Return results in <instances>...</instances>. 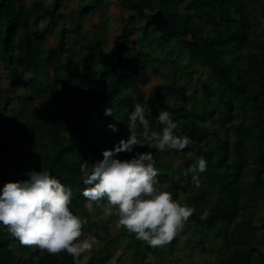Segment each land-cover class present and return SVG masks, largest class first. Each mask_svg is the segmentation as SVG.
I'll list each match as a JSON object with an SVG mask.
<instances>
[{
	"label": "trees",
	"instance_id": "16d2710c",
	"mask_svg": "<svg viewBox=\"0 0 264 264\" xmlns=\"http://www.w3.org/2000/svg\"><path fill=\"white\" fill-rule=\"evenodd\" d=\"M103 1L109 0H78L75 15L64 21L68 0H0V64L15 75L7 78L6 88L18 97L7 130L0 132V185L26 179L29 169L49 170L71 189L69 207L86 220L83 234L90 224L80 165L86 161L90 169L101 158L89 128L107 117L119 126V141L133 133L145 139L142 126L128 119L134 105L145 107L149 128L156 132L162 126L155 116L167 110L177 124L174 132L190 143L170 149L181 158L156 179H165L160 189L179 202L184 195L181 203L193 208L187 219L193 248L205 250L212 234L220 239L214 264H264V212H259L264 203V0H117L126 12L120 41L101 47L83 30V20ZM154 8L163 11L166 28L144 16L145 9ZM100 20V30L106 29L105 12ZM41 21L47 26L40 27ZM59 27L54 46L48 38ZM168 44L165 59L188 62L179 71L165 69L154 55ZM197 65L208 72L205 78L194 75ZM154 76L161 82L143 96L140 87ZM0 99L3 116L9 102L4 88ZM25 146L26 153L18 154ZM143 151H148L146 141L117 158ZM161 153L155 150L153 165ZM201 156L207 167L197 188L186 170ZM121 233L130 238L124 252L140 264H147L148 248H155L163 263L178 239L152 247L134 233ZM116 250L112 243L83 261L23 245L0 225V264H105Z\"/></svg>",
	"mask_w": 264,
	"mask_h": 264
},
{
	"label": "clouds",
	"instance_id": "9594fccd",
	"mask_svg": "<svg viewBox=\"0 0 264 264\" xmlns=\"http://www.w3.org/2000/svg\"><path fill=\"white\" fill-rule=\"evenodd\" d=\"M105 109V114H110ZM130 123L142 126L140 135L156 151L183 150L190 138L177 135L176 122L167 110H159L155 120L162 126L159 132L151 131L145 107L139 102L129 113ZM107 127L116 131L114 124ZM138 144L135 133L120 140L112 149H103L101 158L91 164L80 165L84 175L81 195L89 202L106 200L118 213V225L134 233L136 239L157 247L167 244L183 228L193 208L174 199L167 190L156 187L158 169L152 163L150 151L136 152L130 158L119 159L116 153L132 151ZM207 162L198 157L189 165L191 182L199 187L200 174L206 171ZM23 180L6 181L0 185V225L23 245H35L49 253L64 251L74 258L90 251L95 237L80 239L86 220L73 214L70 202L73 193L49 170H26Z\"/></svg>",
	"mask_w": 264,
	"mask_h": 264
},
{
	"label": "rangeland",
	"instance_id": "374dc122",
	"mask_svg": "<svg viewBox=\"0 0 264 264\" xmlns=\"http://www.w3.org/2000/svg\"><path fill=\"white\" fill-rule=\"evenodd\" d=\"M44 4L51 3L52 0H42ZM71 1V4L66 6L64 10L65 18L64 21H67L69 18L75 15V7L77 6L78 0H68ZM28 4V0L25 2ZM105 12L106 16V29L100 30V17L102 13ZM126 16V12L122 9L117 0H109L108 2L103 1L101 8L93 11L91 14L86 16L83 20V30L87 33L88 37L93 40L99 41V46H110L115 42L120 41L119 33L123 29L125 23L123 19ZM260 21L264 26V17H260ZM40 27H46L47 22L41 21L39 23ZM61 27L56 29L50 36L49 42L52 45H56L57 41L60 38ZM137 33H134L131 38H136ZM69 45V41L67 42ZM170 45L168 44L165 48L158 49L155 51L154 55L161 60V64L165 69L169 71L177 70L183 68L187 65L186 61H178L176 59L168 60L165 59L166 51L171 50ZM194 75H200L201 78L207 76V71L204 67L197 65L194 70ZM14 78L13 74L11 77L7 71L0 64V89L4 88V94L9 97L8 105L5 109V114L2 116L0 114V132H5L7 130V124L10 122L13 110L11 107L17 104V95L11 93L7 88V78ZM41 82L39 79L32 87L37 88V85ZM161 82L159 76L152 77L151 81L145 86L140 87V93L144 96L149 89L154 85H158ZM199 88V87H198ZM38 103V100L36 101ZM3 100L0 99V111L3 106ZM1 113V112H0ZM209 120V119H208ZM108 124H114L113 121H108L107 117H104L103 121H99L95 127L89 128L88 132L92 133V137L95 142V146L100 149V152L103 149H112L115 145L119 143L117 137L120 138V133H118L119 126L115 125L116 131H112L107 127ZM132 126L130 127V129ZM129 129V130H130ZM11 133V131H10ZM103 135L108 136V138H102ZM148 144V151L152 152V155L155 153V149L152 144L146 139L138 137V144L133 147L142 145L145 141ZM28 147H22L18 150V154L22 155L26 153ZM124 152V151H123ZM119 152L116 153V156H119ZM180 156L173 155L170 150L164 151L160 154L159 164H154V167L158 169V174L162 172L172 171L176 164L180 160ZM251 176V169L246 170V177ZM156 187L165 186L167 181L165 179L157 178ZM212 195V194H211ZM181 202L184 201L185 196L180 197ZM86 206L89 211V229L85 230L81 235L80 239L95 237V243L90 251L82 253L80 258L83 261L88 260L98 249L107 248L110 244L115 243L117 245V250L115 254L109 258L105 264H140L138 260L134 259L130 252H124L126 249V244L130 241L129 237L125 234H122V231L128 233V231L123 227L118 225V213L114 206H109L106 200H101L99 202H86ZM260 213L264 212V203H262V208L259 210ZM187 221H185L184 226L177 233V241L175 242L174 248L172 250V255L166 257L164 262H160V255L155 251V248H148L145 255V262L147 264H214L217 261L218 253L217 249L220 243L219 238H213L210 234L207 238L206 249L199 250L193 248V241L190 240V227L187 226ZM136 241L133 239L132 242ZM142 247L145 245L140 244Z\"/></svg>",
	"mask_w": 264,
	"mask_h": 264
},
{
	"label": "water",
	"instance_id": "95a60500",
	"mask_svg": "<svg viewBox=\"0 0 264 264\" xmlns=\"http://www.w3.org/2000/svg\"><path fill=\"white\" fill-rule=\"evenodd\" d=\"M144 16L160 28L168 26V20L160 8H154L153 10L145 9Z\"/></svg>",
	"mask_w": 264,
	"mask_h": 264
}]
</instances>
